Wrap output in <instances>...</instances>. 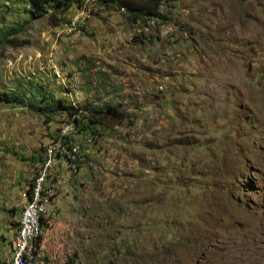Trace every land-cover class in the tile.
Wrapping results in <instances>:
<instances>
[{"label":"rangeland","instance_id":"rangeland-1","mask_svg":"<svg viewBox=\"0 0 264 264\" xmlns=\"http://www.w3.org/2000/svg\"><path fill=\"white\" fill-rule=\"evenodd\" d=\"M163 1L135 24L99 0L59 23L0 0V29L22 27L0 45V264L61 136L47 184L71 198L55 216L67 252L43 264H264V0ZM57 101L123 121L74 122Z\"/></svg>","mask_w":264,"mask_h":264},{"label":"built area","instance_id":"built-area-1","mask_svg":"<svg viewBox=\"0 0 264 264\" xmlns=\"http://www.w3.org/2000/svg\"><path fill=\"white\" fill-rule=\"evenodd\" d=\"M79 28L80 23L77 18L68 21L66 26L69 32ZM63 138L61 136L51 147L46 149L43 161L40 163L37 173L34 174L28 200L22 206L10 264H43V253H40L37 241L55 219L57 210L52 208L55 201L66 194L63 190L64 181L62 179H56L51 185L47 184L51 170L58 166L57 157L62 154L64 149ZM67 168L73 170L74 165L70 164ZM42 225L45 226L44 229H42Z\"/></svg>","mask_w":264,"mask_h":264},{"label":"trees","instance_id":"trees-1","mask_svg":"<svg viewBox=\"0 0 264 264\" xmlns=\"http://www.w3.org/2000/svg\"><path fill=\"white\" fill-rule=\"evenodd\" d=\"M85 0H26L29 5L28 13L32 19H36L42 16L46 9L51 10L48 18L56 23H59L63 13L70 10L73 6L81 7ZM102 4L107 6H114L117 10H124L132 23L145 22L147 20H162L164 16L161 13V7L164 4L163 0H99ZM19 29H11L8 32H3L0 29V45L3 44L7 37L15 35L21 31ZM47 100V97H43ZM15 100V99H14ZM14 100L6 101L7 103H15ZM23 105V102L20 103ZM56 110L65 114L69 118H73L74 122H77V117L87 120L91 125H102L105 128L114 127L123 121V113L116 106H108L105 109L88 111L85 108L84 113L81 109H75L71 106L65 105L62 101H57L55 105ZM48 120V119H47ZM47 122V121H46ZM62 144L67 150H70V145L66 138H63ZM29 194V193H28ZM41 237L38 238L37 243L40 244ZM36 243V244H37ZM75 254L73 257L65 261V264H75Z\"/></svg>","mask_w":264,"mask_h":264},{"label":"crops","instance_id":"crops-1","mask_svg":"<svg viewBox=\"0 0 264 264\" xmlns=\"http://www.w3.org/2000/svg\"><path fill=\"white\" fill-rule=\"evenodd\" d=\"M110 128H112V127H110ZM79 175L80 174H78L77 176H73L71 178L70 185H73V188L76 187V182L78 180ZM66 188H67V186H66ZM66 188H65V185H63V190H65V192L67 194L68 188L67 189ZM70 190H71V187L69 186V191ZM28 193H27V197L29 195ZM69 199H71V198H69L67 196L66 197H63V196L59 197L57 199V201H55L54 206L52 208H56V210L58 211V208L60 207L61 203H65V202L70 203L71 202V201L69 202ZM19 218H20V216H19ZM66 230L67 229H65V226L62 225L61 222H59L57 220V218L54 219L51 226L47 230H45L41 236V242L39 244L40 253L46 252L47 255L53 257L54 260L66 256L67 250L64 249V245L68 244V239H67V241H65V240L63 241L64 236H65V238H67V236H68V233ZM8 245L11 249V244L9 243ZM10 255H11V251H10Z\"/></svg>","mask_w":264,"mask_h":264}]
</instances>
